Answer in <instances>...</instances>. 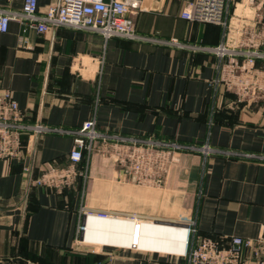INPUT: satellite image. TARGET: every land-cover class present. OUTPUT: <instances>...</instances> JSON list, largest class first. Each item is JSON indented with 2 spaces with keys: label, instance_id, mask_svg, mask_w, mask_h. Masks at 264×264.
<instances>
[{
  "label": "crops",
  "instance_id": "1",
  "mask_svg": "<svg viewBox=\"0 0 264 264\" xmlns=\"http://www.w3.org/2000/svg\"><path fill=\"white\" fill-rule=\"evenodd\" d=\"M194 1L140 0L129 16L156 39L264 51V0H232L226 25L184 19ZM60 3L38 0V14ZM23 29L11 21L0 32V97L11 93L23 124L64 132H24L18 155L0 158V264H182L192 222L223 247L264 238V61L231 72L213 55L155 43ZM89 120L104 135L189 149L156 156L145 178L112 139L73 163L65 131ZM242 262L253 264L250 249Z\"/></svg>",
  "mask_w": 264,
  "mask_h": 264
},
{
  "label": "built area",
  "instance_id": "2",
  "mask_svg": "<svg viewBox=\"0 0 264 264\" xmlns=\"http://www.w3.org/2000/svg\"><path fill=\"white\" fill-rule=\"evenodd\" d=\"M230 2L232 0H195L182 12V17L189 21L226 25ZM139 4L140 0H61L59 5H51L44 15H39L38 0H24L21 11L0 8V32H7L11 21H17L24 25V33L27 28L36 29L39 33H45L55 28L85 30L100 35L105 41L123 38L155 43L170 49L185 50L192 54L213 55L226 62L231 72L246 71L248 70L247 66L253 67L257 61H264V51L253 47H251L252 49L232 47L226 43H221L218 46H206L185 43L175 38L156 39L152 36L141 35L137 31L135 21L129 16L131 9L138 8ZM239 59L242 60V64L239 63ZM240 84L243 93L248 94V83L240 80ZM0 106L3 108L0 111V158L18 155L20 136L24 132H33L34 134L64 132L45 125L23 124L18 104L9 91L0 97ZM65 132L72 135L74 139L70 152V159L73 163L80 162L84 153L91 151L93 143L99 139L105 142L112 139L115 145L130 146L132 171L139 178H145L146 173L154 170V163L159 159L156 156L163 155L164 151L173 153L189 149V147L176 143H156L117 135H104L96 130L94 120L86 121L78 131ZM196 150L206 156L214 152L210 147H198ZM171 161H176V157H171ZM25 172L27 173L28 170L25 169ZM132 221L138 230L142 221L135 217L132 218ZM195 226L193 222L187 226L189 250L182 257L184 260L182 264H246L242 262L243 252L246 249L251 250L253 264H264L263 237H259L257 240L233 237L229 246L223 247L215 237L199 236ZM131 248L137 249L135 246ZM172 264L181 263L175 261Z\"/></svg>",
  "mask_w": 264,
  "mask_h": 264
},
{
  "label": "water",
  "instance_id": "3",
  "mask_svg": "<svg viewBox=\"0 0 264 264\" xmlns=\"http://www.w3.org/2000/svg\"><path fill=\"white\" fill-rule=\"evenodd\" d=\"M1 209V208H0ZM1 210H4L3 208L1 209ZM160 224V223H159ZM168 224H170V223H168ZM173 224V223H172Z\"/></svg>",
  "mask_w": 264,
  "mask_h": 264
},
{
  "label": "trees",
  "instance_id": "4",
  "mask_svg": "<svg viewBox=\"0 0 264 264\" xmlns=\"http://www.w3.org/2000/svg\"><path fill=\"white\" fill-rule=\"evenodd\" d=\"M84 158V157H83ZM83 161V160H82Z\"/></svg>",
  "mask_w": 264,
  "mask_h": 264
}]
</instances>
